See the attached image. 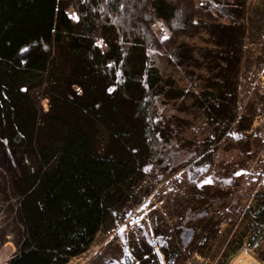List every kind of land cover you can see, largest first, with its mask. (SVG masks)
Wrapping results in <instances>:
<instances>
[{"label": "trees", "instance_id": "obj_1", "mask_svg": "<svg viewBox=\"0 0 264 264\" xmlns=\"http://www.w3.org/2000/svg\"><path fill=\"white\" fill-rule=\"evenodd\" d=\"M204 24L220 18L197 0H0V194L16 224L0 232V248L10 237L17 249L8 264H68L84 254L146 165L168 176L186 169L196 181L208 175L229 135L220 120L208 121L210 143L185 149L181 162L158 130L171 60L181 42L207 34ZM42 88L47 114L34 97ZM256 197L247 214L262 227L264 196ZM213 206L189 221L207 220ZM194 234H182L184 248ZM164 253L175 264L178 249Z\"/></svg>", "mask_w": 264, "mask_h": 264}, {"label": "rangeland", "instance_id": "obj_2", "mask_svg": "<svg viewBox=\"0 0 264 264\" xmlns=\"http://www.w3.org/2000/svg\"><path fill=\"white\" fill-rule=\"evenodd\" d=\"M197 1L220 24H204L207 34L181 42L158 102V130L180 151L177 162L187 158L185 149L209 142L208 121L220 120L229 135L216 145L212 167L200 181L186 169L168 176L158 165H146L128 202L68 264H141L140 259L167 264L168 248L178 249L175 264H264V226L247 214L260 203L256 196H264V0ZM73 90L82 94L77 86ZM34 97L42 114L49 113L46 88ZM210 203L207 220L189 221ZM12 204L0 194V232L15 229ZM186 229L195 234L184 248ZM16 252L9 237L0 248V264Z\"/></svg>", "mask_w": 264, "mask_h": 264}, {"label": "built area", "instance_id": "obj_3", "mask_svg": "<svg viewBox=\"0 0 264 264\" xmlns=\"http://www.w3.org/2000/svg\"><path fill=\"white\" fill-rule=\"evenodd\" d=\"M202 1L205 3L208 0H202ZM155 28H156L157 32L160 34V36H161L162 39L167 38L170 35V33L167 30V28L164 25H162V24H159V23L156 24L155 25Z\"/></svg>", "mask_w": 264, "mask_h": 264}]
</instances>
